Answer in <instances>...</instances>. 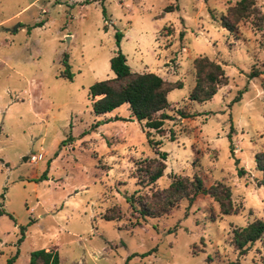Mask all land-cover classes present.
<instances>
[{
    "label": "rangeland",
    "instance_id": "1",
    "mask_svg": "<svg viewBox=\"0 0 264 264\" xmlns=\"http://www.w3.org/2000/svg\"><path fill=\"white\" fill-rule=\"evenodd\" d=\"M236 1L0 0V264H28L37 249L57 251L59 264H264L260 241L243 254L231 244L234 227L264 219L254 162L264 151V21L222 28ZM255 2L264 14V0ZM117 49L132 71L172 88L162 130L127 104L92 111L89 87L114 77ZM199 55L227 76L205 102L188 98ZM38 153L42 160L27 159ZM162 153L163 175L140 182L137 168ZM176 174L227 184L239 212L222 215L206 194L159 217L131 208L130 196L138 209V200L166 198ZM108 210L120 218H102Z\"/></svg>",
    "mask_w": 264,
    "mask_h": 264
},
{
    "label": "trees",
    "instance_id": "2",
    "mask_svg": "<svg viewBox=\"0 0 264 264\" xmlns=\"http://www.w3.org/2000/svg\"><path fill=\"white\" fill-rule=\"evenodd\" d=\"M174 6L166 7V11L172 10ZM251 16L257 17L254 21L256 29H260L264 21L262 14L256 6L255 0H237L227 8L225 14L219 17V24L227 31L233 32L238 23ZM42 21L36 25H42ZM123 33L115 32L116 45L119 47ZM62 63L65 65L64 75L71 78L68 64V54L63 53ZM194 71V85L190 89L188 98L190 101L205 102L212 99L221 84L227 83L225 70L218 61L205 55H199L192 60ZM109 67L114 77L94 82L89 87V98L92 103V111L96 115L107 113L123 104H127L131 116L139 121H144L145 127L156 131L162 130V126L169 115L165 110L169 106L168 92L172 89L167 81L152 72L132 71L127 64L125 55L117 49L109 59ZM256 75L257 72L250 73ZM180 83L176 87H180ZM97 97V98H96ZM239 98V97H237ZM232 129V127H231ZM231 139V135L228 136ZM150 144H158L149 139ZM165 153L160 160L146 158L145 164L137 168L140 173V182L147 185L153 184L163 175L166 164ZM255 168L261 173V184H264V151L254 155ZM243 174V169L238 170V175ZM167 197L155 203L138 200L139 209L133 196L128 199L132 209H137L142 218L159 217L168 214L180 200L186 199L192 203L197 195L206 194L210 196L219 207L222 215L237 214L239 207L233 203L231 188L221 182L215 181L205 187L202 178L198 174L173 175L168 187L165 189ZM155 197V194L153 195ZM116 208H112L115 210ZM4 211L0 208V213ZM106 220L119 219L120 214H111L109 210L102 214ZM260 241L264 245V219L254 218L246 225L234 227L231 235V244L239 253L243 254L250 245ZM264 250V247H262ZM12 260H9L11 264ZM28 264H59L57 251L37 249L30 252Z\"/></svg>",
    "mask_w": 264,
    "mask_h": 264
},
{
    "label": "built area",
    "instance_id": "3",
    "mask_svg": "<svg viewBox=\"0 0 264 264\" xmlns=\"http://www.w3.org/2000/svg\"><path fill=\"white\" fill-rule=\"evenodd\" d=\"M42 158H43V154H42V153L31 154L29 157H27V159H28L30 162H33V163L42 160Z\"/></svg>",
    "mask_w": 264,
    "mask_h": 264
},
{
    "label": "water",
    "instance_id": "4",
    "mask_svg": "<svg viewBox=\"0 0 264 264\" xmlns=\"http://www.w3.org/2000/svg\"><path fill=\"white\" fill-rule=\"evenodd\" d=\"M232 155H234V152H232ZM26 159V157H24V160Z\"/></svg>",
    "mask_w": 264,
    "mask_h": 264
}]
</instances>
